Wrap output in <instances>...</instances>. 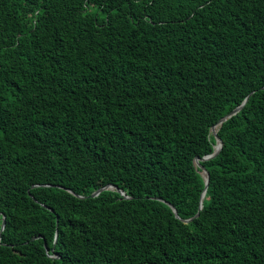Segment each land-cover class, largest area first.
<instances>
[{
  "label": "trees",
  "instance_id": "obj_1",
  "mask_svg": "<svg viewBox=\"0 0 264 264\" xmlns=\"http://www.w3.org/2000/svg\"><path fill=\"white\" fill-rule=\"evenodd\" d=\"M263 86L264 0H0V264H264Z\"/></svg>",
  "mask_w": 264,
  "mask_h": 264
},
{
  "label": "water",
  "instance_id": "obj_2",
  "mask_svg": "<svg viewBox=\"0 0 264 264\" xmlns=\"http://www.w3.org/2000/svg\"><path fill=\"white\" fill-rule=\"evenodd\" d=\"M263 88H264V86H263ZM251 94H252V92L243 100V102L240 105L236 106L231 112H229L228 114L223 116L216 124H214L211 127V132H213L215 137H216L215 150L212 153L207 154V155H205L203 157L196 156V158H195V164L198 166L199 170L201 171V173L204 176L205 181H206V185H205V188H204V191H203V194H202V198H201V204H200L199 210L195 214V216H198L200 214V210L203 207V204H202L203 198H204V195L206 193V190H207V187H208L209 181H210V172H209V170L207 168L204 167V165L202 164L201 160H205V159H209L211 157H214L220 152V150H221V148L223 146V140H222L221 136L218 133V126H220L226 119H228L229 117H231L232 115H234L238 111H240L242 109V107L245 105V103L247 102V100L249 99ZM105 189H116V190H118V191H120V192H122L124 194V191L121 188H119L117 185H115V184H107V185H104V186L94 190L90 195L91 196H96V195H98L100 192H102ZM69 190L71 192L75 193L73 190H71V189H69ZM75 194L77 196L84 197V195H82V194H77V193H75ZM169 204L171 205V207L175 211L176 216L180 217L179 213L177 211V208L173 204H171V203H169ZM0 214H1V212H0ZM195 216L189 217V218H185L183 220L185 222H188L191 219H193ZM2 218H3V221H2V227H1V230H0V236H1L2 230L4 229L5 224H6L5 215H2ZM57 237H58V232H56L55 241L57 240ZM52 256H54V255H52Z\"/></svg>",
  "mask_w": 264,
  "mask_h": 264
}]
</instances>
